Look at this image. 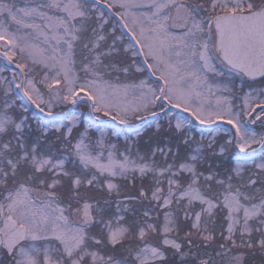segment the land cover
Returning <instances> with one entry per match:
<instances>
[{"label":"snow or ice","instance_id":"snow-or-ice-1","mask_svg":"<svg viewBox=\"0 0 264 264\" xmlns=\"http://www.w3.org/2000/svg\"><path fill=\"white\" fill-rule=\"evenodd\" d=\"M0 264H264V0H0Z\"/></svg>","mask_w":264,"mask_h":264}]
</instances>
